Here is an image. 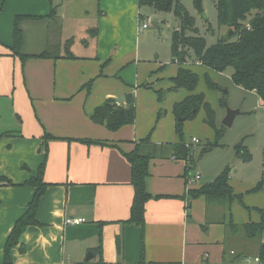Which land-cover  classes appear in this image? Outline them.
Here are the masks:
<instances>
[{
    "label": "crops",
    "instance_id": "obj_1",
    "mask_svg": "<svg viewBox=\"0 0 264 264\" xmlns=\"http://www.w3.org/2000/svg\"><path fill=\"white\" fill-rule=\"evenodd\" d=\"M86 4L0 0V104L10 108V126H16L0 132V180L11 182L0 184V264L6 238L34 195L25 182L42 163L37 223L11 248L12 264H231L234 254L248 256L245 244L226 246V224H238L231 213L209 219V210L222 203L192 197L199 186L188 182L186 162L173 158L172 144L179 142L173 105L195 91L172 90L177 59L171 55L174 64H165L145 54L139 27L148 17L142 18L138 0H95L91 12ZM44 51L58 58L40 57ZM185 65L194 71L190 61ZM128 95L134 97L132 124L110 131L90 119L106 100L124 105ZM161 108L168 112L158 118ZM146 137L149 142H141ZM164 143L170 156L151 151L157 145L162 151ZM137 147L151 155L141 223L129 221L134 188L126 154ZM223 203L227 210L239 204ZM252 211L248 221L256 222L259 214ZM73 218L85 221L66 223ZM203 224L206 231L220 226V237L201 240L197 227Z\"/></svg>",
    "mask_w": 264,
    "mask_h": 264
},
{
    "label": "trees",
    "instance_id": "obj_2",
    "mask_svg": "<svg viewBox=\"0 0 264 264\" xmlns=\"http://www.w3.org/2000/svg\"><path fill=\"white\" fill-rule=\"evenodd\" d=\"M139 5H149L156 11H172L179 19V27L172 33L170 44L171 55L177 59L179 67L176 75L171 78L172 90L186 89L193 91L196 88L198 77L188 65L187 59L193 58V62H198L207 69L215 72H224L231 68L232 82L247 91H253L261 102H264V0H215L214 4L217 12V22L230 30L234 39L219 40L210 46L206 45L202 36L196 35V27L193 16L189 15L180 4L179 0H138ZM202 0H193L194 7L202 12ZM16 19H19L17 17ZM193 33V34H191ZM14 50L20 42V31L17 27V20L14 27ZM191 53L193 56H191ZM23 59L27 56L21 55ZM40 57H54L58 55L42 52ZM206 84L211 89H216L217 85L205 74ZM163 91H157L158 101H162ZM203 109L205 123L215 129V112L205 101L201 93L190 94L183 100L173 105V114L176 118L175 132L179 137L182 135V122L177 118L192 119L196 113ZM90 119L97 124L105 126L110 131H115L123 125L132 124L135 119L134 97L126 96L124 105L116 104L113 99L106 100L102 105L96 107ZM216 135H220L216 131ZM141 142H149L148 137ZM211 148V147H210ZM210 148L206 150H210ZM173 158L186 162V174H188L193 162L192 152L185 142L180 140L172 144ZM126 158L131 167V183L134 188V198L131 206L129 221L141 223L144 218L145 202L150 195L145 190V178L148 175V163L150 154L140 153L138 147L126 154ZM246 160L248 155L244 157ZM44 163L39 166L35 177L25 182L26 185L35 187L34 195L27 205L25 213L14 223L8 234L3 247V264H12L11 248L19 243L22 232L29 225L37 223L35 214L40 196L45 190V183L41 179V170ZM227 171H223L215 179L199 188L190 191L192 197L204 196L212 198L218 203L236 200L242 203V194H235L228 183ZM1 185L11 184L10 181L1 179ZM259 186L255 187L256 190ZM248 211L250 208L245 206ZM259 214L256 222L248 221L240 225L232 221L228 225L235 231L239 228L243 232V239L258 238L255 255L264 264V210L253 207ZM263 236V239H262ZM229 240L226 236V241ZM22 248L20 247V250ZM242 253L234 254L231 260H236Z\"/></svg>",
    "mask_w": 264,
    "mask_h": 264
},
{
    "label": "rangeland",
    "instance_id": "obj_3",
    "mask_svg": "<svg viewBox=\"0 0 264 264\" xmlns=\"http://www.w3.org/2000/svg\"><path fill=\"white\" fill-rule=\"evenodd\" d=\"M77 1L80 5L87 2L86 5L89 8H91L92 2H95V0ZM179 2L184 10L193 16L196 27L194 34L202 36L206 45L210 46L219 40L235 38L231 37L230 30L226 26L218 24L215 0H202V12L194 7L193 0H179ZM91 10L92 8L89 11L91 12ZM140 13L142 18L148 17L150 25L140 33L142 49L145 54H148L152 59L156 54L159 60L165 64H174L170 44L173 31L179 27V19L172 11H156L146 4L140 5ZM50 28L52 31L56 30L55 22H51ZM60 50L58 49L57 52ZM191 56H193L192 53ZM192 59V57L188 58L187 61H190V67L198 77L194 93L203 94L205 101L214 110L215 129L205 123L204 111L200 109L192 119L180 121V118H177L179 122H182V135L179 137L176 134V141L188 142L192 136L200 140L192 152L193 164L190 165L188 172L190 177L195 173L200 174V179L194 183L196 186L207 184L223 171H227L228 183L234 193L242 194L243 205L231 204L230 210H227V203H222L216 208L218 210L212 213L210 204L207 205L210 209L207 217L221 221L222 213L225 216L231 213L234 222H237L240 227L242 225L240 223L253 220L250 219L256 213L251 212L253 207L264 210V102H261L254 92L244 90L232 82L231 68H227L224 72H207L208 70L204 66L197 65ZM206 72L210 80L217 85L216 89L207 86ZM163 92L165 96L167 91L163 90ZM227 107L239 109L231 126L222 124ZM164 111V108H161L157 117L161 118ZM166 111L168 112V109ZM10 113L11 110L7 105L0 104V132L9 128L16 129L15 125L10 126L13 121L10 118ZM216 131H219L220 135L217 136ZM159 147L160 145L152 147L151 151L160 157L170 156V144L164 143L162 151H159ZM208 148L210 150H206ZM246 155L249 157L247 160L244 158ZM257 186L259 187L253 190ZM245 206L250 208L249 216V211L245 209ZM228 224H226V236L229 240L226 246L230 247L234 244L236 245L235 249H241L245 244L244 250L252 258L259 239H243V232L240 228L234 236L235 231ZM205 228H207L206 224L198 226L197 234L206 243L214 242L222 233L220 226L211 225L207 231Z\"/></svg>",
    "mask_w": 264,
    "mask_h": 264
},
{
    "label": "built area",
    "instance_id": "obj_4",
    "mask_svg": "<svg viewBox=\"0 0 264 264\" xmlns=\"http://www.w3.org/2000/svg\"><path fill=\"white\" fill-rule=\"evenodd\" d=\"M149 27V22L148 20H143L140 27H139V31H143L144 29ZM177 61V60H175ZM118 104V103H116ZM200 143V140L197 137H191L190 141L185 142V145L187 147L190 148L191 152H193V150L195 149V147ZM188 182H195L196 180L200 179V174L195 173L193 176H188ZM85 219L83 218H73V219H66V223L68 224H79L84 222ZM231 254H234V251H230ZM231 264H262L259 257L254 255L251 257L249 256H243L240 257L238 259H236V261H234Z\"/></svg>",
    "mask_w": 264,
    "mask_h": 264
},
{
    "label": "water",
    "instance_id": "obj_5",
    "mask_svg": "<svg viewBox=\"0 0 264 264\" xmlns=\"http://www.w3.org/2000/svg\"><path fill=\"white\" fill-rule=\"evenodd\" d=\"M239 113V109H232V108H229L227 107L226 108V114H225V117L222 121V124L224 126H231L233 120H234V117ZM180 121H184L185 118H180L179 119ZM92 256L91 253L88 254V256L86 257V259H89L90 257Z\"/></svg>",
    "mask_w": 264,
    "mask_h": 264
}]
</instances>
